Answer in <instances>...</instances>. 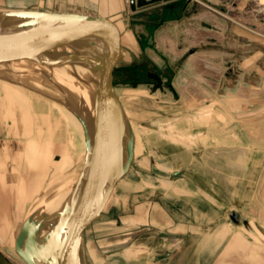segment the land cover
<instances>
[{
  "label": "rangeland",
  "instance_id": "rangeland-1",
  "mask_svg": "<svg viewBox=\"0 0 264 264\" xmlns=\"http://www.w3.org/2000/svg\"><path fill=\"white\" fill-rule=\"evenodd\" d=\"M130 2L127 0L126 15L111 17L125 24L121 33L127 54L115 69L114 80L116 93L135 126V158L126 175L142 172L161 183L166 180L160 178L169 180L172 172L181 170L185 177L196 179L198 169L213 173L218 165L227 164L229 151L264 155V0H135L134 8ZM25 3L29 9H48L43 2ZM12 4L23 3L0 0V10L19 9ZM203 58L219 69L204 65ZM8 72L15 74L0 73ZM155 76L161 79L162 88ZM6 82L0 79V122L4 124L0 130L8 134L14 147L18 143L20 156L27 155L31 189L27 193L26 181L15 176V206L24 209L30 201L28 214L37 202L36 192L73 179L62 173L65 168L58 170L69 160L72 169L79 170V157L71 156L64 128L56 123L48 103L56 99L32 82L36 95L21 94L23 100L17 101L4 87ZM20 85L28 89L21 83L14 86L20 90ZM17 165L15 154V169ZM126 183L121 181L122 213L126 201L142 188H125ZM251 192L247 199L231 203L210 226L213 233L225 229L222 238L206 240L207 254L196 257L195 264H264V184L253 186ZM105 209L106 205L101 216L109 208ZM232 209L242 217L238 228L230 218ZM18 225H13L15 231ZM151 227H156L155 222ZM231 229H237V240L230 238ZM13 234L2 243L13 247ZM86 239L83 260L89 264L91 236ZM99 252V258L107 259L100 248Z\"/></svg>",
  "mask_w": 264,
  "mask_h": 264
},
{
  "label": "crops",
  "instance_id": "crops-1",
  "mask_svg": "<svg viewBox=\"0 0 264 264\" xmlns=\"http://www.w3.org/2000/svg\"><path fill=\"white\" fill-rule=\"evenodd\" d=\"M20 1L23 4H12V6L29 9L24 2L37 1L38 5L39 2H43L48 7L45 11L109 16L110 19L127 13V0H118V3L111 0ZM130 3L134 8L132 0ZM86 10L91 12L85 13ZM115 23L119 33L125 32V24L122 20ZM203 61L204 65L214 70L219 69L217 64L206 58H203ZM119 100L121 101L120 98ZM122 103L123 101H121ZM50 104L57 110L58 115L55 114V116L59 119V123L65 122V116H68L70 110L57 101H50ZM128 113L131 114L129 110ZM131 120L129 119V122L135 135V126ZM1 123L3 122H0V128H3L4 124ZM5 123L7 125L8 122ZM2 131L0 130V264H26L16 253L14 236L15 233L16 235L19 233L17 230L23 224L30 201L25 204L24 209L20 204L16 203L15 206L18 191L15 188V176L21 175L23 182L26 181L23 184L27 186L25 189L27 188V193H29L31 173L25 166L27 162L25 156L27 155L20 156L16 151L18 143L14 147L8 134H4ZM15 154L18 161L17 169L21 170L14 168ZM227 161H229L227 164L223 163L214 168L213 173L209 169H198L199 173L196 179L185 177L181 170L172 172V178L169 180L160 178L161 181L166 180L161 183H154V176L142 172H136L130 177L126 175L127 177L119 179L108 199V204H106V209H109L86 232L85 238L89 239L91 236L89 251L87 249L89 264H93L92 262L95 264L197 263L196 257L207 254L205 241L222 238L220 234L225 229L213 233L209 228H212L210 226L220 220L224 215L225 208L232 207L231 203L238 202L239 198L247 199L248 194L252 193L253 186L258 184L263 186L264 184L263 154L254 151L236 152L232 150L229 151ZM239 161L246 162L239 163ZM248 161L249 164H247ZM123 179L127 180V185L124 187L142 188L138 193H134L132 200L126 201L125 210L122 213L121 181ZM145 187L151 189L146 191ZM39 192L34 195H39ZM123 192L125 194V191ZM232 212L237 211L232 209L230 218ZM237 213L239 221H233L231 218L235 223L234 228H238L242 221L241 214ZM20 216L21 218L18 220ZM154 222L155 228L151 227L154 226ZM17 223L19 225L15 231L13 225ZM244 223L249 224V221L246 220ZM148 225L149 228L146 227ZM11 232H14L13 247L2 243V240L9 239L8 234ZM237 234V229L235 232L231 229L230 238L237 240ZM99 248L106 253L107 259L99 258L101 256Z\"/></svg>",
  "mask_w": 264,
  "mask_h": 264
},
{
  "label": "water",
  "instance_id": "water-1",
  "mask_svg": "<svg viewBox=\"0 0 264 264\" xmlns=\"http://www.w3.org/2000/svg\"><path fill=\"white\" fill-rule=\"evenodd\" d=\"M122 37L109 17L38 9L0 10V64L5 65L0 70L11 71L10 64L28 60L47 67L83 64L95 75L92 132L87 121L79 117L85 135L84 165L62 210L48 215L31 209L26 215L15 250L27 264H86V232L100 219L116 183L132 167L135 135L114 80V71L127 54ZM155 78L162 88L161 79ZM47 188L36 198L38 201L46 195L42 205L59 190L48 193ZM231 218L237 222L239 214L232 212Z\"/></svg>",
  "mask_w": 264,
  "mask_h": 264
},
{
  "label": "bare ground",
  "instance_id": "bare-ground-1",
  "mask_svg": "<svg viewBox=\"0 0 264 264\" xmlns=\"http://www.w3.org/2000/svg\"><path fill=\"white\" fill-rule=\"evenodd\" d=\"M259 1L262 2V0ZM132 2L133 5H135V0H132ZM1 67H5V65L0 64V68ZM10 67L12 68L11 71H14L15 74L10 72L0 73V79L7 81L6 84L3 85L10 93L15 95V100L22 101L23 99L21 98V94H24V96L25 94H27V96L34 95L35 87L31 86L33 82L34 85L38 87H44L42 93L54 97L56 99L55 101L63 104L68 110H70L68 116H65V122L62 124L59 123V119H57L56 116L55 118L56 123H59L64 127V139L66 145L73 151L71 156L79 157V159L76 160L78 161L77 165L80 168L79 170L72 169V160H69L64 165L60 166L58 171H62L65 168L64 172L62 173H65V176H70L73 179L69 178L51 189L48 187L49 192L54 191L55 189L59 190L55 192V194L47 201L45 205H42L41 201L46 195L42 196L31 210H41L43 213L53 215L54 213L63 209L84 165L86 154L85 135L83 134L84 130L79 117L87 121L89 129L92 132L94 109L91 97L93 90L92 87H94L93 78L95 75L88 67L83 64L67 63L60 66L47 67L40 63L23 60L10 64ZM7 71H10L9 68H7ZM10 81H13L15 84L21 83L27 85L28 89L20 85L21 88L18 90L14 86L15 84L13 85ZM48 91L51 94L47 93ZM37 99L42 100L40 96L39 98L37 97ZM50 107L55 112V114L58 115L56 108H54L51 104ZM126 117L128 118L127 115ZM19 230L20 226L17 231L19 232ZM43 232H46V230ZM16 237L17 235L15 233L14 238Z\"/></svg>",
  "mask_w": 264,
  "mask_h": 264
}]
</instances>
